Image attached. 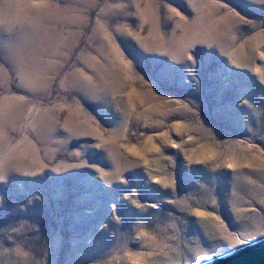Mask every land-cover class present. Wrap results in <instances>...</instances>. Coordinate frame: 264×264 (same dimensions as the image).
Segmentation results:
<instances>
[{"label":"rangeland","instance_id":"1","mask_svg":"<svg viewBox=\"0 0 264 264\" xmlns=\"http://www.w3.org/2000/svg\"><path fill=\"white\" fill-rule=\"evenodd\" d=\"M260 239L264 0H0V264Z\"/></svg>","mask_w":264,"mask_h":264},{"label":"water","instance_id":"2","mask_svg":"<svg viewBox=\"0 0 264 264\" xmlns=\"http://www.w3.org/2000/svg\"><path fill=\"white\" fill-rule=\"evenodd\" d=\"M201 264H264V239L253 245H245Z\"/></svg>","mask_w":264,"mask_h":264},{"label":"bare ground","instance_id":"3","mask_svg":"<svg viewBox=\"0 0 264 264\" xmlns=\"http://www.w3.org/2000/svg\"><path fill=\"white\" fill-rule=\"evenodd\" d=\"M258 242H260V240H259ZM258 242H254V243H258ZM251 245H253V243H251ZM208 261H209V260H208Z\"/></svg>","mask_w":264,"mask_h":264}]
</instances>
